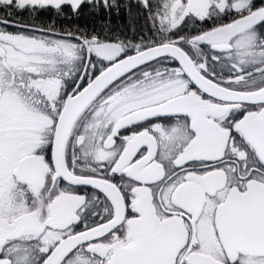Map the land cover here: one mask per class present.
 <instances>
[{"label": "snow or ice", "instance_id": "obj_1", "mask_svg": "<svg viewBox=\"0 0 264 264\" xmlns=\"http://www.w3.org/2000/svg\"><path fill=\"white\" fill-rule=\"evenodd\" d=\"M139 4L0 0V264H264V0Z\"/></svg>", "mask_w": 264, "mask_h": 264}, {"label": "trees", "instance_id": "obj_2", "mask_svg": "<svg viewBox=\"0 0 264 264\" xmlns=\"http://www.w3.org/2000/svg\"><path fill=\"white\" fill-rule=\"evenodd\" d=\"M121 4L119 12H113L111 15L94 13L88 5L82 6L79 17L71 14L70 10L65 6V15H58L55 10H44L41 13L59 16L66 20L68 27L74 28L79 26L81 29H87L89 33L95 32L102 37L107 34L119 36L121 39H129L139 42L140 38H158L155 35V29L152 28L150 20L147 18L145 11L139 4V0H118ZM38 22L44 21L43 17L36 19ZM110 27V31L105 33V26ZM208 25H192L189 24L186 33L193 34L201 27Z\"/></svg>", "mask_w": 264, "mask_h": 264}, {"label": "flooded vegetation", "instance_id": "obj_3", "mask_svg": "<svg viewBox=\"0 0 264 264\" xmlns=\"http://www.w3.org/2000/svg\"><path fill=\"white\" fill-rule=\"evenodd\" d=\"M49 10H54L52 8H48ZM44 10L45 12H47V10ZM4 15L3 11L0 10V16ZM19 16H21L22 18H24L26 21H31V16L28 14V13H20L18 14ZM43 17L44 21H41V22H38L36 19L37 18H41ZM35 19V23L38 24V25H41L43 27H48L50 23H52L53 21L55 22V25L58 29H70L68 27V23L66 22V20H63L62 18H60L59 16H54V14L52 15H49V14H45L44 12L41 13L39 16L37 15ZM10 31H16V29H12L10 28L9 29ZM87 191L89 192H94L96 190L92 189V188H87Z\"/></svg>", "mask_w": 264, "mask_h": 264}]
</instances>
